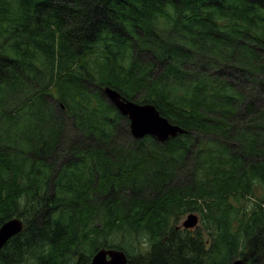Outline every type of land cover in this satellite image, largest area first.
Here are the masks:
<instances>
[{
  "label": "trees",
  "instance_id": "16d2710c",
  "mask_svg": "<svg viewBox=\"0 0 264 264\" xmlns=\"http://www.w3.org/2000/svg\"><path fill=\"white\" fill-rule=\"evenodd\" d=\"M106 86L187 131L133 137ZM13 217L0 264H264V0H0Z\"/></svg>",
  "mask_w": 264,
  "mask_h": 264
},
{
  "label": "water",
  "instance_id": "95a60500",
  "mask_svg": "<svg viewBox=\"0 0 264 264\" xmlns=\"http://www.w3.org/2000/svg\"><path fill=\"white\" fill-rule=\"evenodd\" d=\"M104 92L119 112L129 118L130 131L137 138L152 135L159 141L165 142L187 131L181 125L170 122L153 103H139L131 100L112 86L104 87ZM199 222V215L191 212L182 222V226L189 229L195 228L199 226ZM23 229L24 221L19 217L5 221L0 227V250ZM128 261L129 258L122 249L101 248L93 255L90 264H127ZM231 264H243V259L238 258Z\"/></svg>",
  "mask_w": 264,
  "mask_h": 264
},
{
  "label": "rangeland",
  "instance_id": "374dc122",
  "mask_svg": "<svg viewBox=\"0 0 264 264\" xmlns=\"http://www.w3.org/2000/svg\"><path fill=\"white\" fill-rule=\"evenodd\" d=\"M42 58H39V61L37 62V66L38 67H43V65H42ZM94 102L97 104V102L94 100ZM129 127H130V124H129ZM253 204H255V199H252V200H249V199H245V198H242V200L240 201V202H237L236 203V207H243V208H249V207H252L253 206ZM193 212H195V213H197L198 215H199V217H200V221H201V215L199 214V212H196V211H193ZM190 212H187L184 216H183V218L181 219V222H183L185 219H186V217H187V215L189 214ZM181 222H179V223H181ZM108 236V235H107ZM204 236H205V238H210V234H209V231H207V230H204ZM232 255V254H231ZM231 255H230V259H232L231 258Z\"/></svg>",
  "mask_w": 264,
  "mask_h": 264
},
{
  "label": "bare ground",
  "instance_id": "6f19581e",
  "mask_svg": "<svg viewBox=\"0 0 264 264\" xmlns=\"http://www.w3.org/2000/svg\"><path fill=\"white\" fill-rule=\"evenodd\" d=\"M132 134V133H131ZM133 136V135H132ZM133 137H135V136H133ZM135 138H137V137H135Z\"/></svg>",
  "mask_w": 264,
  "mask_h": 264
}]
</instances>
